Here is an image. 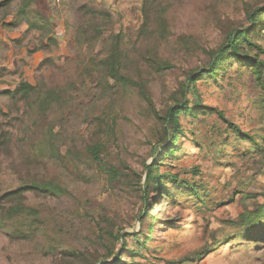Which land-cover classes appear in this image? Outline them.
Listing matches in <instances>:
<instances>
[{"label": "rangeland", "instance_id": "obj_1", "mask_svg": "<svg viewBox=\"0 0 264 264\" xmlns=\"http://www.w3.org/2000/svg\"><path fill=\"white\" fill-rule=\"evenodd\" d=\"M142 1L34 0L28 8V15L23 16V19L40 21L46 27L44 30L29 28L22 18L16 27L8 25L17 18L18 1L11 4L6 17L2 16L4 10L0 11V127L11 136L12 142L21 133L22 107L20 103L15 104L4 91L14 89L21 79L35 84L41 77H47L54 66L70 63L79 50L96 53L102 40L109 35L123 34L128 46L135 40L143 20ZM170 1L173 32L193 36L201 47H215L221 40L219 30L208 18L212 9L218 11L221 17L226 16L238 24L245 22L239 1ZM90 11H102L110 15L99 40L95 41L91 40L95 35L90 34L87 26L90 25ZM82 24L87 34L79 33L78 27ZM260 31L254 39L264 49V28ZM49 37H53L55 43ZM78 37L82 47L77 45ZM163 48L164 54L175 66L163 75L151 77L150 96L156 110L162 108L169 92L182 79L179 78L182 69L208 64V58L200 51L185 54L172 45ZM48 58L52 60L45 63ZM260 59L264 61V54H260ZM65 68L66 71L70 67ZM103 75L104 72L91 68L77 80L73 91L74 115L65 127L69 133L77 126L78 133L87 134L88 124L75 125V122L79 115L97 110V104L92 105L91 102L94 95L98 101L96 98L101 89L96 84ZM108 81L113 84L110 78ZM196 85L198 92H190L187 96L189 105L194 106L199 101L204 106L218 109L227 120L220 119L214 112L203 114L199 111L195 117L181 114L179 125L183 136L176 143L177 149L173 154L163 160H160L161 156L158 157V151L152 154L158 129L147 104L137 94L130 92L115 95V101H112L111 110L117 115V126L115 135L109 140L107 159L119 165L124 164L136 173L154 161L157 173L177 176L176 180H162L172 195L170 202L165 199L152 202L157 199L155 192L147 198L150 215L159 214L162 220L160 225L164 221H171L177 226L160 227L156 220L153 235L150 240H146L139 234L137 222L144 203L133 192L110 185L95 164L82 161L81 170L84 174L79 178L66 169L59 171L70 191L68 195L36 198L27 193L30 203L43 205L52 229L56 230L55 224L64 223L66 232L63 238L67 246L80 250L91 249L87 238L91 216L85 218L83 213L103 206L116 219L118 228L129 233L125 239L134 254L123 252L120 263L264 264V236L231 246L224 243L227 236L241 230L236 224L239 215L245 209H253L255 203L262 200L264 87L252 78L249 69L232 59L226 61L216 76L205 75ZM99 106L108 110L105 103ZM230 123L248 133L254 141L239 136ZM159 146L156 145L157 148ZM182 182L188 184L180 187ZM18 185L17 176L2 164L0 195ZM189 185L195 190H189ZM76 210L82 213L81 216ZM68 219L80 229L79 233L67 231L70 225ZM249 233L264 235V222ZM139 241L144 245H139ZM205 250L208 251L205 253ZM197 252L202 253L199 260L196 259ZM50 263L51 256L43 253L40 240H14L0 229V264Z\"/></svg>", "mask_w": 264, "mask_h": 264}, {"label": "trees", "instance_id": "obj_2", "mask_svg": "<svg viewBox=\"0 0 264 264\" xmlns=\"http://www.w3.org/2000/svg\"><path fill=\"white\" fill-rule=\"evenodd\" d=\"M14 1H18L16 19L8 25L16 27L19 20H24L29 28L44 30L46 27L40 21L23 19L28 15V8L34 0H0V11L6 17ZM217 1V0H216ZM223 1V0H219ZM242 4L245 22L238 24L212 9L209 19L220 32L221 40L215 47H201L191 35L175 34L172 30V2L170 0H143L141 6L142 23L135 35V40L127 46L123 34L109 35L102 40L99 51L83 53L79 50L74 59L68 64L54 66L47 76L41 77L35 84L21 79L12 90L4 91L22 107L21 133L12 142L11 136L0 127V167L12 171L19 180V185L0 195V229L14 240H40L44 254L51 256L50 264H127L120 263L123 252L134 254L126 243L129 235L124 229L118 228L113 218L103 206L93 208L83 213L90 218V229L87 238L91 249L80 250L65 242L64 223L55 224L56 230L50 227V220L44 213L43 205L32 204L28 201L27 193L36 198L60 197L69 194L68 186L61 178L59 171L68 170L79 178L84 173L81 170L82 161L95 164L99 173L104 175L110 185L120 187L126 192H133L143 203L144 207L138 214L139 234L150 240L154 232V221L158 226L170 228L177 225L171 221L162 222L159 214L150 215V205L147 200L151 193L157 194V203L161 199L170 202L171 194L167 191L165 178L176 180L177 176L169 173H157L150 162L144 170L131 172L126 165L116 164L107 159L109 140L115 135L117 115L112 112L115 95L135 93L148 107L158 129V137L154 135L155 144L152 154L161 156L160 160L171 156L176 150V143L183 136L179 125L181 114L195 117L199 111L203 114L214 112L220 119H227L216 108L207 107L197 101L190 106L187 96L190 92L197 93V82L205 75L216 76L228 59L250 70L252 78L264 87V61L260 54L264 49L254 37L264 28V0H230ZM110 20V15L102 11H90V34L92 41L99 40V35ZM84 25L78 27L79 33L87 34ZM88 28V29H89ZM50 41L55 43L53 37ZM86 41V40H85ZM82 41L78 37L77 45ZM172 45L185 54L200 51L208 58V64L202 67L182 69L174 89L169 92L162 108L156 110L150 96V81L154 75H163L174 68L169 57L164 54L163 46ZM176 49V48H175ZM52 59H45V63ZM54 63V62H53ZM70 68L65 71V67ZM104 72L96 87L100 88L96 102L94 96L92 105L97 104L91 113L74 117L79 123L88 124L87 134L78 133V127L72 133L65 128L74 115L73 91L77 80L89 69ZM65 71V72H64ZM113 80L111 85L108 79ZM105 103L108 110L100 108ZM201 108H203L201 110ZM95 109V107H94ZM232 124V123H230ZM236 132L242 138L254 141L248 133L242 132L235 125ZM156 145H160L158 148ZM160 164V163H157ZM188 183L182 182L181 186ZM193 191L194 187L188 186ZM160 194V195H159ZM262 200L256 202L253 209H245L236 223L241 230L227 236L226 245L237 244L244 240L260 238L263 233L254 235L252 229L264 222V190ZM172 204L169 203L168 206ZM164 208V206H162ZM162 210V209H161ZM78 216V210L75 211ZM70 225L67 231L79 233L76 224L67 220ZM248 232V233H247ZM257 236V237H255ZM64 237V238H63ZM137 238V236H134ZM258 240V239H256ZM261 240V239H259ZM139 245L143 243L138 242ZM208 250H205L206 253ZM201 252L196 253V259L201 258Z\"/></svg>", "mask_w": 264, "mask_h": 264}, {"label": "built area", "instance_id": "obj_3", "mask_svg": "<svg viewBox=\"0 0 264 264\" xmlns=\"http://www.w3.org/2000/svg\"><path fill=\"white\" fill-rule=\"evenodd\" d=\"M55 1H59V0H55Z\"/></svg>", "mask_w": 264, "mask_h": 264}]
</instances>
